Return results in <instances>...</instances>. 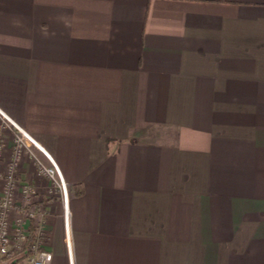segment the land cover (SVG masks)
<instances>
[{
  "label": "crops",
  "instance_id": "0c3cea01",
  "mask_svg": "<svg viewBox=\"0 0 264 264\" xmlns=\"http://www.w3.org/2000/svg\"><path fill=\"white\" fill-rule=\"evenodd\" d=\"M0 111L52 264H264V0H0Z\"/></svg>",
  "mask_w": 264,
  "mask_h": 264
},
{
  "label": "built area",
  "instance_id": "2783aa9c",
  "mask_svg": "<svg viewBox=\"0 0 264 264\" xmlns=\"http://www.w3.org/2000/svg\"><path fill=\"white\" fill-rule=\"evenodd\" d=\"M0 115L4 123L15 128L17 133L12 157L5 165L4 171L0 172V259L9 252L18 255L24 253L28 229L32 225L34 240L28 248L31 255L25 259L27 264H52L53 255L45 247V233L42 230L41 217L31 203V197L36 193L38 187L35 188L18 179V165L23 154L26 153L33 162L36 176L38 180L45 182L46 190L50 196L61 203L63 242L70 254L72 240L68 225V187L55 162L40 145L1 111ZM4 152L5 144L0 132V162L4 157ZM17 194L21 195L20 201L16 199ZM12 212L18 213L13 225L10 222Z\"/></svg>",
  "mask_w": 264,
  "mask_h": 264
},
{
  "label": "trees",
  "instance_id": "16d2710c",
  "mask_svg": "<svg viewBox=\"0 0 264 264\" xmlns=\"http://www.w3.org/2000/svg\"><path fill=\"white\" fill-rule=\"evenodd\" d=\"M33 240H34V228L32 227V225H30V227L28 229V237L26 239L24 253H21L20 255H18L14 252H9L8 254H6L4 257H2L0 259V264H6V263L11 262L13 260L23 261V260L27 259L31 255V253L28 251V248L31 245Z\"/></svg>",
  "mask_w": 264,
  "mask_h": 264
},
{
  "label": "rangeland",
  "instance_id": "374dc122",
  "mask_svg": "<svg viewBox=\"0 0 264 264\" xmlns=\"http://www.w3.org/2000/svg\"><path fill=\"white\" fill-rule=\"evenodd\" d=\"M16 136H17V133L13 134V138H12V143H13V145H14V140H15ZM12 152H13V150H12ZM10 159H11V158H10Z\"/></svg>",
  "mask_w": 264,
  "mask_h": 264
}]
</instances>
